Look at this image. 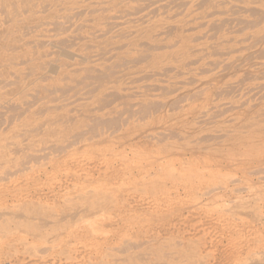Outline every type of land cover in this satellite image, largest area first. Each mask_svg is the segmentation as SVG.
<instances>
[{
  "label": "rangeland",
  "instance_id": "1",
  "mask_svg": "<svg viewBox=\"0 0 264 264\" xmlns=\"http://www.w3.org/2000/svg\"><path fill=\"white\" fill-rule=\"evenodd\" d=\"M263 15L0 0V264H264Z\"/></svg>",
  "mask_w": 264,
  "mask_h": 264
},
{
  "label": "bare ground",
  "instance_id": "2",
  "mask_svg": "<svg viewBox=\"0 0 264 264\" xmlns=\"http://www.w3.org/2000/svg\"><path fill=\"white\" fill-rule=\"evenodd\" d=\"M103 1V0H102ZM228 3V2H227ZM48 6V5H47ZM42 7V6H41ZM43 8V7H42ZM105 8V7H104ZM145 8V7H144ZM222 11V10H221ZM25 12V11H24ZM130 13V12H129ZM132 13V12H131ZM264 16V15H263ZM48 17V16H47ZM170 18V17H169ZM9 20V19H8ZM232 20V19H231ZM239 21V20H238ZM235 23H236V21H235ZM107 24H108V22H107ZM150 25V24H149ZM76 26V25H75ZM25 27V26H24ZM80 27H81V24H80ZM150 27V26H149ZM108 29V28H107ZM121 35V34H120ZM157 35V34H156ZM123 36V35H122ZM125 39V38H124ZM42 42V41H41ZM45 42V41H44ZM51 42V41H50ZM49 42V43H50ZM64 42V41H63ZM140 43V42H139ZM125 45V44H124ZM173 45V44H172ZM62 49V48H61ZM63 53L65 52V50L64 51H62ZM42 53V52H41ZM65 53H67V51L65 52ZM65 53L63 54V56H67V54H68V56L69 55H71V53L69 54V53H67L66 55H65ZM73 53V52H72ZM146 55V54H145ZM147 55H148V53H147ZM70 58H72L71 56H69ZM80 57V56H79ZM82 57V56H81ZM118 59V58H117ZM138 62H139V60H138ZM136 63V62H135ZM116 64V63H115ZM141 64V63H140ZM52 65V64H51ZM51 65H49V67H50V69H48L50 72H51V69L53 68V69H55L54 68V64H53V66H52V68H51ZM121 65H123V64H121ZM52 69V72L53 71H55V70H53ZM70 69V68H69ZM114 73V72H113ZM85 74V73H84ZM86 76V75H85ZM83 77V76H82ZM68 79V78H67ZM144 79V78H143ZM17 82V81H16ZM88 84H90V83H88ZM145 87V86H144ZM83 88V87H82ZM80 89V88H79ZM81 90V89H80ZM92 90V89H91ZM21 91H22V89H21ZM145 91V90H144ZM84 92V91H83ZM87 92V91H86ZM22 93V92H21ZM85 93V92H84ZM88 96V95H87ZM20 97H21V95H20ZM76 99V98H75ZM21 100V99H20ZM55 100V99H54ZM104 103V102H103ZM87 106H88V104H87ZM3 107H4V105H3ZM12 110L14 111V114L10 117V118H5L4 119V123H6V125L7 126H9V124L10 125H15V121L17 122L18 121V118H20V113H19V111H18V105L15 103V102H13L12 103ZM95 108V107H94ZM102 120V119H101ZM39 128H40V126H39ZM74 135V134H73ZM6 138V135L4 134H2V135H0V160H3L4 158H6L7 156H9V149L11 150V148H10V145H7V144H4V143H2V141L4 140ZM17 142V141H16ZM7 149V150H6ZM12 150H14V149H12ZM15 150H17V149H15ZM15 152H18V150L17 151H15ZM14 152V153H15ZM9 158H10V156H9ZM31 158H33V155L30 153L29 154V156H27V157H25V156H22L20 159H19V156H17L16 157V160H14V164H20L21 162H23L24 160H27V159H31Z\"/></svg>",
  "mask_w": 264,
  "mask_h": 264
}]
</instances>
